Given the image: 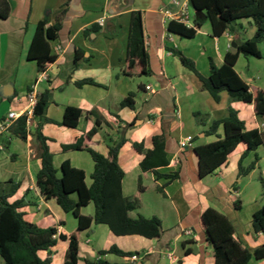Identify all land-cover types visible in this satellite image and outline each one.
<instances>
[{
	"label": "crops",
	"instance_id": "1",
	"mask_svg": "<svg viewBox=\"0 0 264 264\" xmlns=\"http://www.w3.org/2000/svg\"><path fill=\"white\" fill-rule=\"evenodd\" d=\"M8 1L10 17L0 22V122L10 111L19 117L24 115L30 107L28 94L34 93L38 97L49 89L52 99L46 116L51 122L43 123L42 133L50 139L48 144L56 169L60 170L68 161L83 170L87 184H91L94 162L90 154L85 151L65 152L63 145L75 143L95 127L96 118L86 114L96 111L101 126L90 142L93 149L106 156L105 135L127 139L119 152V165L125 173L122 190L126 197L138 195L139 178L143 175L140 163L144 156L133 148V142H143L146 149H152L153 137L164 134L170 163L160 171H179L180 174L178 180L165 188V195L156 190L164 181L155 180L152 173L144 174L143 185L147 190L140 195V209L131 213L132 217L156 216L162 221L164 235L159 242L141 236H116L107 226L94 225L81 234L79 264H85V259L98 260V252L112 246L125 252L140 253L137 264H215L214 251L206 242L202 222V215L208 208L230 218L235 227V239L244 247L253 251L263 245L264 235L255 233L252 224L254 214L264 204L263 194L254 192L250 181L244 183L246 177L239 176L245 146L239 145L214 175L204 179L199 176L195 149L224 138L223 126L216 135H206L204 131L212 121L225 119L230 108L238 111L248 131L262 130L264 123L255 116L253 104L233 100L226 93L221 94L219 103L215 102L209 92L203 90L200 79L172 52L181 51L195 61L203 75L208 76L211 60L217 67H222L233 41L254 36L256 29L249 20L240 21L235 26L237 34L226 32L220 38L212 36L211 24L206 25L208 21L204 20L196 36L186 39L169 32L168 25L173 20L180 21L179 14L186 9L189 20L186 25L193 26L194 20L199 18L193 8L191 17L190 0ZM62 10L66 12L63 27L58 39L51 43L56 61L46 72L40 73L37 63L28 60L37 25L45 19L48 26L55 24ZM165 11L174 16L167 17ZM133 12L143 15L150 76L127 77L122 74L127 65ZM93 26L94 31L85 35L84 31ZM77 57H82L78 63ZM86 79L97 85H76L77 81ZM242 79L250 85L251 92L264 89L253 87ZM6 86H12L9 96L5 94ZM132 92H137L135 109L121 108V101ZM67 107L84 112L76 129L61 125ZM38 124L34 120L28 128L26 141L8 131L0 133V181H13L18 186L9 201H26L22 211L27 221L43 228L56 226L58 234L69 236L77 231V219L72 213H65L55 200L46 201L36 185L37 174L42 168L35 136ZM189 136L193 140L182 149L180 141ZM256 155L260 161L247 177L251 178L260 171L264 179L263 145L249 153L243 164H251ZM236 202L240 203V210L235 208ZM81 214L93 216L86 215L83 209ZM188 229L193 232L190 236L184 234ZM68 248V241L58 240L52 249L51 264H64ZM42 253L47 256L46 252ZM169 254H173V258ZM103 258L111 262L125 261L115 255ZM260 262L257 264H264V261ZM0 264H3L2 260Z\"/></svg>",
	"mask_w": 264,
	"mask_h": 264
},
{
	"label": "trees",
	"instance_id": "2",
	"mask_svg": "<svg viewBox=\"0 0 264 264\" xmlns=\"http://www.w3.org/2000/svg\"><path fill=\"white\" fill-rule=\"evenodd\" d=\"M190 6L204 14L194 20L192 27L181 21H171L169 32L182 38L192 39L203 26V22L211 24L212 36L220 38L226 32L237 34L235 26L243 20H249L256 31L250 39H240L239 52L231 51L225 54L224 64L217 67L210 61L208 76L203 75L194 60L185 56L179 50L172 52L179 58L182 65L195 74L202 82L203 90L209 92L213 100L220 102L221 94L226 93L231 99L246 104H253L254 114L264 123V89L250 91L251 87L240 76L236 65L241 56L263 58L259 48L264 43V0H190ZM65 10H62L56 23L48 26L47 19L37 25L29 52L28 60L37 63L38 71L44 73L56 61L52 54L51 43L56 41L63 27ZM11 14L8 0H0V22L6 21ZM94 26L84 31H94ZM82 57H77L80 62ZM76 63V64H77ZM127 77H145L152 75L150 57L145 45L143 15L141 12L131 14L129 38L127 46V65L122 73ZM86 84L97 85L93 80L77 81L82 87ZM142 90V87L139 91ZM137 92H132L120 103L121 108L135 109ZM52 92L46 89L38 96L34 115L30 119L27 115L20 116L8 130L12 136L23 141L27 140L28 128L34 120L38 121L35 131L39 143V157L42 168L37 174L36 185L46 201L55 200L65 213H72L78 221L77 231L71 235L58 234V228L51 226L43 228L27 221L22 211L26 201L11 203L9 199L16 192L18 186L13 181H0V259L3 264H51L52 249L58 240L68 241L69 248L64 264H79L80 239L83 232L92 226L105 225L116 236H141L148 240L159 242L163 235L162 221L154 216L145 218L141 215L132 217L131 213L140 209V195L147 187L143 185V176L152 173L155 180H163L156 190L165 195V188L180 178L179 171L162 172V168L170 161L166 151V137L156 135L152 139L153 148L146 149L143 142H133V148L142 154L140 168L143 173L139 178L138 195L126 197L122 190L125 173L119 165V152L127 142L124 136H104L108 147L105 156L90 145L92 137L99 131L101 122L96 111L87 113L88 117L96 118L95 127L80 137L75 143L63 145V151H85L90 154L94 162V170L90 175L91 184H87L86 173L70 162H64L61 169L55 168L54 155L49 148V138L42 133V125L51 122L47 118V109L51 103ZM84 112L81 109L67 107L64 112L62 126L76 129ZM224 127V138L195 149L198 157L199 176L201 179L214 175L228 158L237 150L239 145L245 146V151L239 163V176L247 177L260 161L256 155L254 161L245 166L244 158L251 152L264 146V129L248 131L245 122L239 117L238 111L230 108L228 116L223 120H214L204 131L206 135H216L218 129ZM264 197V179L261 177ZM90 204L94 206L93 216H84L81 210ZM237 210L241 209L239 202L235 203ZM202 222L206 233V242L214 251L215 264H251V261H264V243L251 251L235 239V227L230 218L214 208H208L202 215ZM255 233L264 235V204L256 212L252 220ZM46 252L45 258L41 253ZM100 258L96 261L85 259V264H137L132 262L138 252H125L117 246L109 250L98 252ZM115 255L124 259L123 262H111L103 257ZM142 262V260L140 261Z\"/></svg>",
	"mask_w": 264,
	"mask_h": 264
},
{
	"label": "rangeland",
	"instance_id": "3",
	"mask_svg": "<svg viewBox=\"0 0 264 264\" xmlns=\"http://www.w3.org/2000/svg\"><path fill=\"white\" fill-rule=\"evenodd\" d=\"M192 11H193V9L191 7L190 8L191 17H193ZM206 25H209V22H207ZM259 48H260V50H261V52L263 54V58L257 59V58H254V57L241 56L237 66H236V70L253 87L264 88V43L261 44L259 46ZM261 177H262L261 172L257 171L253 176H251V178L250 177H246L245 180H244V183L250 181L251 187L254 189V192L256 190L262 196V194H263V186H262V183H261V180H260ZM83 212L86 215H88V214L92 215L94 213L93 204H90L88 207L84 208ZM91 235L92 234H90V236ZM41 255L43 257H45L44 253H42ZM255 261L256 260H254V262H252V264H254ZM259 262H257V263H259ZM260 263H262V262H260Z\"/></svg>",
	"mask_w": 264,
	"mask_h": 264
},
{
	"label": "built area",
	"instance_id": "4",
	"mask_svg": "<svg viewBox=\"0 0 264 264\" xmlns=\"http://www.w3.org/2000/svg\"><path fill=\"white\" fill-rule=\"evenodd\" d=\"M173 3L175 5H177L178 3L176 1H173ZM186 8V7H185ZM165 15L167 17H173L174 15L170 12V11H165ZM179 20L185 24H189V20H188V13L186 11V9L182 10V13L179 14ZM104 21L102 20L101 23H103ZM147 89L149 90L150 87L148 86ZM37 99L38 97L34 94V93H30L28 94V101H29V109L25 112L24 115H27V117L30 119L31 117H33L34 115V109L35 106L37 104ZM19 118V115L16 112L10 111L7 115V117L5 119H3L0 122V133L6 132L10 129V127L12 126V124ZM193 140V137L189 136L186 137L185 139H183L182 141H180V147L183 149L185 148L191 141ZM184 234L187 236H190L193 234L192 230L188 229L184 231ZM173 254H169L170 258H173ZM139 260L138 256H133L131 258L132 262H137Z\"/></svg>",
	"mask_w": 264,
	"mask_h": 264
},
{
	"label": "water",
	"instance_id": "5",
	"mask_svg": "<svg viewBox=\"0 0 264 264\" xmlns=\"http://www.w3.org/2000/svg\"><path fill=\"white\" fill-rule=\"evenodd\" d=\"M196 16L197 18H200V16L202 15V12L195 10ZM232 53H238L239 52V45L237 44L236 41H233L232 45H231V50ZM5 91H6V95L9 96L11 95V91H12V86H6L5 87Z\"/></svg>",
	"mask_w": 264,
	"mask_h": 264
}]
</instances>
